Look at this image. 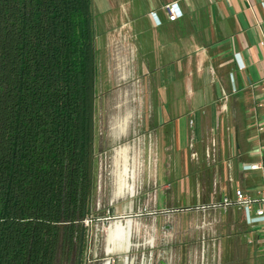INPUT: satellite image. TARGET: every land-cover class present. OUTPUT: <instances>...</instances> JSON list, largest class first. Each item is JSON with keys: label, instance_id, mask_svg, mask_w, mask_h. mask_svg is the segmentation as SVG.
Instances as JSON below:
<instances>
[{"label": "crops", "instance_id": "0c3cea01", "mask_svg": "<svg viewBox=\"0 0 264 264\" xmlns=\"http://www.w3.org/2000/svg\"><path fill=\"white\" fill-rule=\"evenodd\" d=\"M262 2L92 0L106 56L103 90L96 98L95 147L103 149L101 154L113 151V203L123 194L133 195L140 165L136 158L131 165L128 157L137 155L142 140L146 156L157 155L156 146L160 156L156 164L150 158L143 171L150 180L157 172V184L172 194L161 203L157 199L161 211L205 204L232 194L233 187L254 193L263 185L262 171H242L244 165L264 163V150L259 152L264 131H258L264 128V107H259L264 102ZM173 3L184 13L177 21H169L166 12ZM154 139L155 148L149 146ZM162 215L164 238H182L176 246L179 260L172 259L167 246L160 260L148 254L156 249L153 236L148 248L134 245L136 237L150 236L149 224L126 219L108 228L96 225L95 237L107 232L106 258L98 261L264 264V231L248 228L237 210ZM205 252L212 259L206 260Z\"/></svg>", "mask_w": 264, "mask_h": 264}, {"label": "trees", "instance_id": "16d2710c", "mask_svg": "<svg viewBox=\"0 0 264 264\" xmlns=\"http://www.w3.org/2000/svg\"><path fill=\"white\" fill-rule=\"evenodd\" d=\"M92 0H0V264L79 249L96 191Z\"/></svg>", "mask_w": 264, "mask_h": 264}, {"label": "rangeland", "instance_id": "374dc122", "mask_svg": "<svg viewBox=\"0 0 264 264\" xmlns=\"http://www.w3.org/2000/svg\"><path fill=\"white\" fill-rule=\"evenodd\" d=\"M94 14H96L95 11H94ZM93 16H94V21H95V26H96L98 23L97 21L98 19L97 17L95 18V15ZM100 32H101L100 28L96 26L94 29V33H95V37H97V40L95 42L96 67H97V70H96L97 99L102 94V90H103L102 79H103V74L106 71L105 62L103 61L106 59V56H104L105 51L102 48L103 46H101L104 40H102V38L100 37L102 36ZM96 103L98 104L99 100H97ZM131 142L132 140H128L126 142V146L127 147L130 146ZM155 142H156L155 139L152 140L151 141L152 144L149 143V146L152 145V147L155 148L154 147ZM137 143H138L137 155L135 157L133 155H131V157H128L129 163L131 165H133V163L136 162L134 161V158L137 159L136 163L138 164V166L140 165V168H138V172L136 173L137 178L135 179L136 183H135L133 195L129 194V195L124 196L123 194L122 197L114 203L112 202L113 201L112 197L114 193H116L117 191V188H115L114 186L117 178H116V173L113 172V168L111 165L113 151L109 150L107 154H104V153L101 154L100 152H102L103 149L101 147L96 148V156H97L98 162L96 165V174H95L96 179H97V182H96L97 186H96L95 196L93 200V209L95 211L94 217L95 219H102V220L106 219L105 221L103 220L104 222L99 223L98 227H100V229H102V227L108 228L109 225H113L117 221H124L126 220V217L128 218V216L133 217L132 219L137 220L139 223L147 221L149 224V228H150L149 229L150 236L142 235L141 240L136 237V240H133L132 243L134 245L141 244L145 248H148L149 243L152 242L151 236H153L156 249L152 250V253L149 252L148 254L154 255V257H156L157 255L159 259H156V260H160L161 255H162L161 248L167 246L173 249L172 254L170 255L172 259L174 258L176 260H179L180 252L177 255L176 246L179 245V243L182 241V238L180 239L177 236H172L170 239L164 238L162 229H161L163 225V222L161 221V217L166 216L162 214L167 213V211L166 212L161 211L163 210L161 209L163 208V206L160 205L159 203H161L162 198H164L165 196H169V195L171 197L172 194H170V192H168L166 188H162L160 187L159 184H157L156 182L157 172L154 171L152 173L153 180H150V177H148L150 173L146 174V172L143 171V168H142L144 167L145 163H148V161H150V158H152V161L154 164L159 163L160 162V156L158 155L159 151L156 146L154 151H156L157 155H153L152 157L146 156L144 154V147H145L144 141L143 140L139 142L137 141ZM139 148H141L140 151H139ZM105 165L106 167L104 168ZM232 190L235 191L236 190L235 187H233ZM158 191L159 193H157ZM157 199L158 201H160L159 203H157ZM188 207H194V205H191ZM182 209L180 208L174 209L178 211H175V213H171V215L176 216L178 213H182L180 212ZM183 213H186V212H183ZM189 213H193V212H189ZM116 217L117 218L125 217V218L121 220H115L114 218ZM95 227L97 226L96 225L93 226L92 231H91V236L90 238H88V241H87V237L89 236H87L88 234L86 235V239H85L86 244H88L90 240V245H89V248L88 246L87 248L85 247L86 249L84 251L85 260L86 261L90 260L91 262H93V264H102L98 260L106 258L104 255V249L106 247L107 232L106 230H101L100 232L101 234L99 233V235L101 236H99V238L95 237V233H96ZM117 253L118 252H115L113 253V255H117ZM203 254H205L206 260L212 259V253L205 252ZM119 256H122V253H119ZM110 257H114V256L111 255ZM116 264H122V263L120 261L117 263L116 261Z\"/></svg>", "mask_w": 264, "mask_h": 264}, {"label": "built area", "instance_id": "2783aa9c", "mask_svg": "<svg viewBox=\"0 0 264 264\" xmlns=\"http://www.w3.org/2000/svg\"><path fill=\"white\" fill-rule=\"evenodd\" d=\"M262 9H264V2L261 3ZM166 12L169 21H177L184 17V13L181 10L178 3H173L166 7ZM153 20L155 21V14H151ZM157 26H161V22H155ZM234 59L237 62L238 68L243 69L244 65L239 55H234ZM241 65V66H240ZM232 80V77H231ZM259 107H264V102L259 103ZM258 131L262 133L264 131L263 126L258 127ZM264 149L260 147L259 152L262 153ZM243 172L250 171H262L264 173V163L260 162L255 165H244L242 167ZM232 210H237L243 216V221L248 228L256 230L257 232L264 231V183L263 185L257 189L256 192L246 191L244 189H236L232 194L223 196L219 199L212 200L205 204L196 205L194 207H186L182 209L180 212H198V213H211V212H219V213H229ZM178 210H170L167 213H175ZM123 219L125 217H122ZM120 217L114 218L115 220L122 219ZM127 218V217H126ZM104 221L106 219H103ZM102 219H95L94 214L87 217L82 225L86 230L87 237L90 238L91 231L94 225H97L101 222H104ZM109 220V219H108ZM107 220V221H108ZM90 245V240L88 243V248ZM91 261L89 260V264Z\"/></svg>", "mask_w": 264, "mask_h": 264}, {"label": "water", "instance_id": "95a60500", "mask_svg": "<svg viewBox=\"0 0 264 264\" xmlns=\"http://www.w3.org/2000/svg\"><path fill=\"white\" fill-rule=\"evenodd\" d=\"M131 216H128V218L126 219H132L133 217L129 218ZM123 219V218H122ZM121 220V219H119ZM85 239H86V230L83 227L82 229V234H81V239H80V243H79V253H78V259H77V264H83L85 263V260H83V250H84V245H85ZM75 251L73 250V253L71 254V256H64V246L62 244H60L59 246V250L57 253V257H56V262L55 264H70L74 255ZM87 264H89V260L86 261Z\"/></svg>", "mask_w": 264, "mask_h": 264}, {"label": "flooded vegetation", "instance_id": "af4514ba", "mask_svg": "<svg viewBox=\"0 0 264 264\" xmlns=\"http://www.w3.org/2000/svg\"><path fill=\"white\" fill-rule=\"evenodd\" d=\"M87 245L88 244H86V242H85V245H84V250H83V260H85V247L87 248ZM79 250V249H78ZM74 251H75V254H73L74 255V257H73V259H72V261H71V263L70 264H77V259H78V253H79V251H77V249L75 248L74 249ZM65 256V255H64ZM67 256V255H66ZM66 264V263H65ZM83 264H87L86 263V260H85V263H83ZM90 264H93V262H91Z\"/></svg>", "mask_w": 264, "mask_h": 264}]
</instances>
